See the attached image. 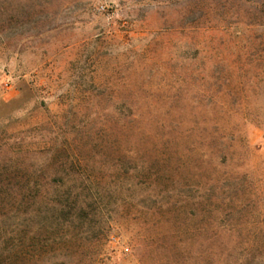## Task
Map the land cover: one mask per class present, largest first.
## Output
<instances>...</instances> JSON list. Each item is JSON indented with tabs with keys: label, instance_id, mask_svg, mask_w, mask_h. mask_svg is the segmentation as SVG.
Masks as SVG:
<instances>
[{
	"label": "rangeland",
	"instance_id": "374dc122",
	"mask_svg": "<svg viewBox=\"0 0 264 264\" xmlns=\"http://www.w3.org/2000/svg\"><path fill=\"white\" fill-rule=\"evenodd\" d=\"M0 264H264V0H0Z\"/></svg>",
	"mask_w": 264,
	"mask_h": 264
},
{
	"label": "trees",
	"instance_id": "16d2710c",
	"mask_svg": "<svg viewBox=\"0 0 264 264\" xmlns=\"http://www.w3.org/2000/svg\"><path fill=\"white\" fill-rule=\"evenodd\" d=\"M32 194H33V196H36V195H38V192L37 191H32ZM64 206H66L67 208H69L70 210H71V206H68L67 204H64ZM68 213H70V211H68Z\"/></svg>",
	"mask_w": 264,
	"mask_h": 264
}]
</instances>
